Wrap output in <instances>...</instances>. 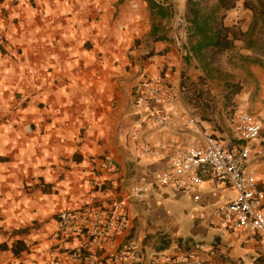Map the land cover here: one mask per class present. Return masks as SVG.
<instances>
[{
	"label": "crops",
	"instance_id": "crops-1",
	"mask_svg": "<svg viewBox=\"0 0 264 264\" xmlns=\"http://www.w3.org/2000/svg\"><path fill=\"white\" fill-rule=\"evenodd\" d=\"M177 1L163 4L171 15L162 20L147 0H0V264H72L81 242L60 236L62 215L91 199L109 207L143 184L154 188L131 204L130 216L147 259L183 254L202 264H264L260 235L230 229L218 216L235 189L212 180L193 191L157 184L176 153L202 146L206 133L233 145L234 122L264 114L260 67L262 90L238 99L233 124L223 114L216 129L186 104L184 72L193 81L203 73L191 77L187 38L181 44L172 34ZM156 79L177 95L173 109L162 107L168 127L154 126L136 103L141 83ZM144 144L159 156L142 157ZM263 147L264 132L248 165L264 190ZM124 243L108 244L104 257Z\"/></svg>",
	"mask_w": 264,
	"mask_h": 264
},
{
	"label": "built area",
	"instance_id": "built-area-1",
	"mask_svg": "<svg viewBox=\"0 0 264 264\" xmlns=\"http://www.w3.org/2000/svg\"><path fill=\"white\" fill-rule=\"evenodd\" d=\"M176 100V93L169 90L163 80L156 79L141 83L136 103L139 109L152 115L154 126L168 127L172 120L163 110L173 109ZM263 132L264 114H243L233 124L238 143L224 144L212 133H206L202 146L176 153L173 168L163 174L157 184L193 191L206 180H212L235 189L237 196L218 210V216L230 229L257 232L264 244V190L258 186L256 175L248 165L252 158V143L258 141ZM259 155L264 157V147ZM141 156L152 159L159 153L144 144ZM105 163L109 171L116 170L111 158ZM153 188L150 184L138 185L127 197L112 201L109 207L91 199L85 206L64 213L60 236L64 240L81 242V246L70 255L72 264H202L193 255L159 254L149 259L144 255L133 235L130 206L133 202H144ZM118 238L125 239L118 253L112 258L104 257L106 246Z\"/></svg>",
	"mask_w": 264,
	"mask_h": 264
},
{
	"label": "trees",
	"instance_id": "trees-1",
	"mask_svg": "<svg viewBox=\"0 0 264 264\" xmlns=\"http://www.w3.org/2000/svg\"><path fill=\"white\" fill-rule=\"evenodd\" d=\"M151 9L162 20L170 15V9L163 4L169 0H147ZM254 17L249 31L244 32L236 25H228L227 13L237 8L240 2ZM187 43L185 50L186 67L197 61L203 76L193 81L185 71L182 92L188 106L198 112L205 122L214 124L216 129L223 127L224 113L235 110V99L243 91V85L232 81V75L225 71L224 58L237 48V42L253 52L250 56H239L248 64L259 65L264 69V0H187L186 4ZM157 29H154L155 33ZM225 82L223 100L213 93L212 81ZM220 117L221 121L217 119Z\"/></svg>",
	"mask_w": 264,
	"mask_h": 264
},
{
	"label": "rangeland",
	"instance_id": "rangeland-1",
	"mask_svg": "<svg viewBox=\"0 0 264 264\" xmlns=\"http://www.w3.org/2000/svg\"><path fill=\"white\" fill-rule=\"evenodd\" d=\"M186 4H187V0H178L176 2L175 4L176 14L173 18V30H172L173 33L172 34L174 38L178 40V42H180L181 44H182L184 37L187 38V36L185 35L187 34L185 30V26H187L186 20H185ZM168 20L166 21L167 24L165 25V27L169 26ZM226 22L228 25H236L240 27L244 32H247L250 30L254 22V17H253V14L249 10H246L244 8V2L242 1L238 4L236 9L229 11L227 13ZM241 55L250 56V55H253V52L246 49L242 42H237V48L232 53H229L228 55H226V57L224 58L225 71L228 74L232 75V81L243 85L242 93L238 95L234 101L236 105L235 110L231 108L229 109L230 113H224L226 119L231 124H233L234 120L236 119L237 113L239 110L238 99H240L241 97H245L246 94L249 91H252L253 89H254L253 92L255 93V96L259 95L262 90L261 87L259 86L261 82L260 81L258 82L257 76L258 75L260 76V74L258 73L260 71L258 67H260V69H263V68L259 65L248 64V63L243 62L239 58V56ZM252 68L254 70H252ZM189 73L191 77L195 80L198 79L197 74L203 73L197 61H194V65L192 69L189 71ZM211 86L213 89V93L223 100L222 96H223V92L225 89V82L221 79H216L212 81ZM263 86H264V82H263ZM253 102L254 101L252 100V97H251L250 103L252 104ZM217 119L221 121L219 115L217 116ZM221 123H224V122H220V124ZM235 140L236 139L234 138L231 139L233 143H238V141L236 140L235 142Z\"/></svg>",
	"mask_w": 264,
	"mask_h": 264
}]
</instances>
